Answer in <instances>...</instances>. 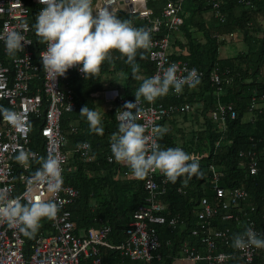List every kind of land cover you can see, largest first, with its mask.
<instances>
[{
    "label": "trees",
    "instance_id": "1",
    "mask_svg": "<svg viewBox=\"0 0 264 264\" xmlns=\"http://www.w3.org/2000/svg\"><path fill=\"white\" fill-rule=\"evenodd\" d=\"M167 0H148L147 6L153 13L158 14ZM29 10L26 20L31 24V49L34 61L38 62V53L42 48V41L35 33L36 14L41 4L33 0H25ZM223 19L215 15V10L209 0H184L181 12L183 23L174 39L173 58H180L188 62L201 72L200 83L195 88L185 85L181 93L171 89L165 95L157 97V102L168 107L188 103L191 109L179 114L180 120H193V127L166 129L158 136V143L162 148L180 146L186 152L205 150L206 155L198 158L203 175L193 176L191 179L178 178L175 183L166 181V191L160 199L166 208L160 213L167 217L178 215L179 221L175 226L166 223L156 225L160 245L154 251L150 260L131 259L119 254L117 249L102 246L100 256L102 264H172L173 258L181 254L180 246L183 242L195 246L201 252L204 247L197 235L191 234L192 228L197 226L198 218L195 210L202 196L213 201L214 194L210 186V165L221 173L219 184L225 188L239 186L245 188L249 197L240 201L232 208L241 218L244 209L254 217L259 226H264V102L260 108H255L252 118H247V106L252 98L260 102L264 93V0H219ZM122 19H130L134 26L145 27L146 21L124 10L115 12ZM230 32H236L234 39H227ZM160 35V34H159ZM228 42L241 44L240 49L226 57L219 56V47ZM11 56L0 43V60L12 69ZM139 65L133 74L131 65L126 62V56L113 49L111 59L101 65V72L95 78L79 75L75 70H69L62 80L71 87L75 108L65 112L61 118L62 131L67 136L69 155L63 167V182L77 189V196L69 205L74 232L78 233L89 226L108 223L111 226L109 240L119 243L124 238V230L132 218L134 210L144 202L145 189L143 178L132 175L130 168L111 155L109 147L110 135L118 131L120 122L116 113L120 107L117 96L105 99L106 89H117V94L131 99L143 78L152 74L154 63L149 59L147 48H141L136 56ZM212 70H216L221 77V89L209 79ZM42 73L39 77L41 78ZM41 80L30 83L33 90L40 85ZM97 92V93H96ZM96 93V94H94ZM231 104L236 112L235 117L226 116L224 125L216 123L212 118V111L218 103ZM87 104L102 115L104 125L103 134H96L89 128L87 120L79 112ZM0 105L9 108L6 100ZM134 112L136 111L133 108ZM171 117V116H170ZM160 120V127L166 121ZM31 141L30 146L37 152L30 164L29 172H35L41 166L45 156L44 140L40 134L41 117L30 116ZM88 143V152L93 156L90 161H84L79 154L72 151L80 142ZM254 148L257 150L259 161L258 171L249 172L247 162L239 157L241 149ZM15 174L21 168L14 164ZM66 170V171H65ZM163 177H166L162 173ZM159 181V176L156 175ZM21 189L17 183V190ZM251 207L253 209L251 210ZM212 228H230L231 241L235 233L244 229V221L237 224L233 220H223L220 215L210 221ZM49 219L43 218L39 229L32 235L22 232L24 238L23 251L27 258L30 245L35 235L52 232ZM232 251V243L225 247ZM160 254V258L156 255ZM194 264H206L199 261ZM225 264H239L233 255ZM253 264H264V253L261 250Z\"/></svg>",
    "mask_w": 264,
    "mask_h": 264
},
{
    "label": "built area",
    "instance_id": "2",
    "mask_svg": "<svg viewBox=\"0 0 264 264\" xmlns=\"http://www.w3.org/2000/svg\"><path fill=\"white\" fill-rule=\"evenodd\" d=\"M33 1L40 3V0ZM183 1L167 0L158 14L153 13L152 9L147 6L148 0H93V6L95 8L107 7L114 12L124 10L145 20V27L150 31L151 37V44L147 48L148 56L155 66L150 76L157 73L162 74L163 70L172 63L177 65V75L183 76L187 75L186 69L195 68L183 59L172 57L173 42L183 23L181 15ZM209 1L215 10V15L222 20L224 15L219 9V0ZM28 14L29 10L25 0H0V43H4L6 34L12 30L23 33L29 41L24 44L23 50L11 58L12 69L0 60V101L6 100L10 109L20 112L26 117V128L21 130L0 114V191L6 193L9 198L19 196L22 202H31L34 199L52 200L57 204V214L54 218L49 219L52 232L35 235L27 258L23 251L24 238L20 226L12 225L7 219L0 218V264H102L100 256L102 246L117 249L120 255L131 259H152L154 251L160 245L156 225L166 223L169 226H175L179 221L178 215L167 217L160 213L166 208V204L160 199V195L166 191L167 181V178L162 176V172L156 170L145 177L144 202L134 210L132 218L124 230V238L119 243L109 240L111 226L108 223L89 226L78 233L74 232L69 205L77 196V189L62 180L58 191H50L48 181L35 176L36 170L42 165L38 166L35 172H29L30 164L37 156V152L30 146V116L42 118L40 134L44 140V158L49 155L56 156L60 160L63 175V167L69 150H65L68 141L66 134L62 131L61 118L65 112L74 110L75 104L71 87L62 82L66 74L52 80L43 69L40 52L45 49L46 42L38 36L36 31L37 38L42 41V48L38 53L39 61H34L33 50L30 48L32 27L26 20ZM236 35V32H230L227 39H234ZM69 70H75L79 75L84 74L78 65L70 67L67 71ZM197 71L200 76L201 72ZM40 73H42L41 78L39 77ZM39 79L41 80L40 85H36L31 90L30 83ZM209 79L217 85L219 92L221 77L218 72L212 70ZM103 93H107V91ZM116 96L120 106L116 113V119L120 123L125 119H131L135 123L141 124L144 134L149 137V142L153 139L158 141L160 133L168 129L166 125L162 127L158 125L160 120L172 116L174 113H183L191 109L188 103L166 107L157 102V99L149 102L143 97L136 98L135 95L131 99H127L117 94V89H114L110 96L105 95L110 100ZM260 97V102H255L256 99L252 98L247 106L246 113L249 115L246 117L248 119L252 118L255 108H260L263 105L264 93ZM135 100V104L126 106V102ZM133 108H135V112ZM227 115L232 118L236 116L231 104L219 102L212 111V118L222 126ZM20 150L29 152L27 167L15 159ZM72 151L77 152L84 161L93 159V156L88 152V143L85 141L78 143ZM189 153L196 159L206 155L205 150ZM238 155L246 160L251 174L258 171L257 150L254 148L241 149L238 151ZM107 158L112 160L113 156L107 155ZM14 164H18L21 168L17 175ZM209 168L211 170L209 183L214 199L211 201L205 196L200 198L195 210L198 218L197 226L191 230V234L199 237L204 251L201 252L195 246L183 242L180 246L181 255L193 263L204 261L206 264H225L235 255L239 264H253L260 251L262 250L264 253V247L250 246L240 249L232 244V251L226 250L225 247L230 242L232 243L229 239L230 228H212L209 225L212 218L220 215L223 220H233L237 224L243 220L244 229L251 226L258 233L264 234V226H259L257 220L251 217L246 209L242 212L244 218L232 211V208L237 207L240 201L249 197V193L245 188L239 186L232 188L221 186L219 184L221 173L213 165H210ZM156 175L159 176V181L156 179ZM17 183L21 185L19 191ZM252 209L253 207H251ZM262 218H264V214ZM156 258H160V254H157Z\"/></svg>",
    "mask_w": 264,
    "mask_h": 264
},
{
    "label": "clouds",
    "instance_id": "3",
    "mask_svg": "<svg viewBox=\"0 0 264 264\" xmlns=\"http://www.w3.org/2000/svg\"><path fill=\"white\" fill-rule=\"evenodd\" d=\"M40 3L43 7L36 14L34 28L46 42L40 57L43 69L52 80L65 75L70 67L77 65L85 76L95 78L101 72L102 63L111 59L113 49L126 56L133 74L137 72V51L151 44L148 29L134 26L130 19H122L107 7L95 8L93 0H40ZM27 42L23 33L12 30L4 38V48L9 56L15 57ZM177 70V65L172 63L162 74L143 78L134 92L135 97H143L151 102L167 94L170 89L181 93L185 85L195 88L200 83L196 68L186 69L187 75L183 76L177 75ZM135 102L128 101L126 106ZM79 112L92 132L103 134L100 112L87 104ZM0 114L18 129L26 128V117L22 113L0 105ZM110 149L113 158L125 163L132 175L138 178L156 170L173 183L178 178L187 180L203 175L199 161L190 153L180 146L162 148L155 139L149 142L143 126L131 119L121 121L118 131L112 133ZM15 159L27 167L29 152L20 150ZM42 159V166L36 170L35 176L48 181L50 191H58L63 180L60 160L52 155ZM56 214L57 204L52 200L22 202L21 197L9 198L0 191V218L7 219L12 225H19L26 235L35 233L43 218L52 219ZM232 244L240 249L264 247V234L248 226L233 235Z\"/></svg>",
    "mask_w": 264,
    "mask_h": 264
},
{
    "label": "crops",
    "instance_id": "4",
    "mask_svg": "<svg viewBox=\"0 0 264 264\" xmlns=\"http://www.w3.org/2000/svg\"><path fill=\"white\" fill-rule=\"evenodd\" d=\"M231 54H232V52H231L230 48L228 47V45H222V46L219 47V56L220 57H226V56H229ZM105 91H107V89ZM105 99H107V98L104 96V100H103L104 102L102 103L103 104L102 105L103 109H105V106L107 105V103L105 102ZM183 113H185V112H183ZM179 114H182V113H174L171 117L169 116L168 118H166V121L164 123H165V125H166V127L168 129L177 128L178 125H180V124H177V122L179 120L178 119ZM175 121H177V122H175ZM184 122H185L184 125H180L181 127L182 126H187L186 128H188V129L193 127V120L184 119ZM111 135L109 137L110 140H111ZM199 151H201V150H199ZM172 264H194V263L189 261V260H187V259H185L181 254H179V255H177L176 257L173 258Z\"/></svg>",
    "mask_w": 264,
    "mask_h": 264
},
{
    "label": "rangeland",
    "instance_id": "5",
    "mask_svg": "<svg viewBox=\"0 0 264 264\" xmlns=\"http://www.w3.org/2000/svg\"><path fill=\"white\" fill-rule=\"evenodd\" d=\"M228 44V47L230 48V50H231V52L232 53H234L235 51H237L236 49H240V47H242L241 46V44L239 43V44H235V43H232V42H228L227 43ZM227 48V47H226ZM222 49V48H221ZM113 88H111V89H108V91H107V93H103L104 94V96L106 95H108V96H110L111 95V93L113 92V90H112ZM109 90H112V91H109ZM175 122H177V121H175ZM184 120L182 119H180V120H178V122H177V124H180V125H184ZM182 127H184V128H186L187 126H182ZM195 149L198 151L199 149H201L200 147H195Z\"/></svg>",
    "mask_w": 264,
    "mask_h": 264
},
{
    "label": "bare ground",
    "instance_id": "6",
    "mask_svg": "<svg viewBox=\"0 0 264 264\" xmlns=\"http://www.w3.org/2000/svg\"><path fill=\"white\" fill-rule=\"evenodd\" d=\"M66 171V170H65Z\"/></svg>",
    "mask_w": 264,
    "mask_h": 264
}]
</instances>
